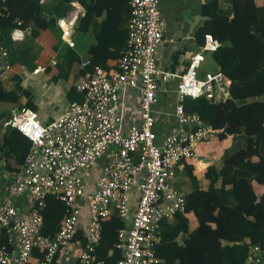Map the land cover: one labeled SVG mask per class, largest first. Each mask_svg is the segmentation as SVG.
<instances>
[{"label": "built area", "instance_id": "obj_1", "mask_svg": "<svg viewBox=\"0 0 264 264\" xmlns=\"http://www.w3.org/2000/svg\"><path fill=\"white\" fill-rule=\"evenodd\" d=\"M126 3L129 11L126 39L115 68L92 66L91 71L74 83L81 100L70 101L49 122H39L36 114L23 105L12 107L9 117L2 121V126L15 128L30 143L23 164L13 172L9 193H26L33 203L25 215L11 205L0 206V233L3 231L7 243L12 245L9 249L0 243V264H30L34 248L42 251L35 264H53L56 251L71 240L85 192L83 175L100 158L103 164L89 196L84 242L74 264L93 263L100 223L112 212L120 219L129 218V226L116 234V247L122 250L116 264H155L153 248L158 240L159 220L185 212L184 198L170 184V177L175 166L183 161L193 160L201 169L204 164L197 157L195 147L213 137L217 130L196 113L185 111L182 100L202 96L213 102L223 101L229 96L230 81L217 71L199 77L203 54L191 55L177 76L173 107L177 128L156 143L152 105L160 79L173 76L158 70L155 63L164 21L158 11V0H126ZM4 15V9H0V17ZM16 31L9 33L11 39H21V32L16 35ZM217 46V40L210 34L203 35L202 52H211ZM7 57L0 38V60ZM88 64V60L81 63ZM8 68L7 61L1 63L0 71ZM130 88L138 92L139 121L124 127L120 94ZM133 185L138 195L130 212L128 202ZM47 194L64 205L59 226L52 236L42 233L40 211ZM249 251L254 255V263L261 264L255 255L258 248L252 246Z\"/></svg>", "mask_w": 264, "mask_h": 264}, {"label": "trees", "instance_id": "obj_2", "mask_svg": "<svg viewBox=\"0 0 264 264\" xmlns=\"http://www.w3.org/2000/svg\"><path fill=\"white\" fill-rule=\"evenodd\" d=\"M56 1L67 3L70 0ZM120 1L119 8H112L92 31L95 40L88 47V71L94 65L107 68L105 60H116L120 55L126 39L122 21L128 13L126 0ZM82 6L85 11L78 19L76 30L86 33L96 16L91 0H82ZM20 7L15 0H0V9L6 10L0 17V38L8 52L9 67L14 63L28 66L33 59L30 42L16 45L9 37L13 28L24 26L21 18H15L14 12ZM200 15L204 19L195 30L194 42L202 45L206 33L217 40L218 46L211 51V58L217 72L230 81L229 96L218 102L202 96L185 97L182 107L217 130L213 137L198 144L221 142V152L217 165L210 162L199 173L207 182L205 188L198 186L195 169L192 173L187 171V175L181 174L184 181L188 180L189 188L186 181L172 183L173 176L170 178V184L184 198L185 212L159 220L158 240L153 248L155 264H255L254 255L249 251L252 246L258 248L255 255L264 264V4H257L255 0H205L200 6ZM47 24L55 38V47L56 41H61L59 29L53 20ZM37 34V30H30V40ZM70 56L68 66L77 60L71 51ZM3 73L9 75L8 71ZM6 77L12 88H5L6 78L0 76V101L6 105L0 110V159L16 171L23 164L30 143L15 128L2 126V121L9 117V107L23 105L31 109L33 104L18 74ZM68 93H74L71 100L82 98L74 87H70ZM44 202L40 211L42 233L52 236L64 205L50 194L45 196ZM191 219L195 222L193 226ZM120 226L121 221L114 214L107 221H101L92 264H116L122 257V250L116 247ZM75 237L82 246L84 232L82 235L81 231L74 230L71 240ZM3 242L5 244L2 236L0 243ZM33 250L41 257L39 248Z\"/></svg>", "mask_w": 264, "mask_h": 264}, {"label": "crops", "instance_id": "obj_3", "mask_svg": "<svg viewBox=\"0 0 264 264\" xmlns=\"http://www.w3.org/2000/svg\"><path fill=\"white\" fill-rule=\"evenodd\" d=\"M205 0H158V11L164 21V30L161 41L156 49L155 63L158 70L171 73V78L160 79L159 87L156 91V100L152 105L153 131L155 133V142H159L164 136L174 132L177 128L176 120L173 116V107L175 103V87L178 77L185 69L189 57L195 53L201 52V45L194 42V33L197 26L202 22L200 15V6ZM20 4V8L15 11L16 19L21 18L23 27L13 28L16 35L22 34L21 39H11L14 44L21 42H30L31 52L33 54L32 63L26 66H19L18 63L10 65L7 70L0 72L2 79H5V88H12L11 82L6 76L12 73L18 74L21 78V85L25 86L31 95V110L36 114V118L41 123H46L56 118L64 111L69 104L74 93H68L70 87L85 72L88 66H82L83 61L89 60L88 47L94 43V34L99 20L105 18L110 10L119 8L120 0H91V9L95 20L91 22L88 31L79 32L76 30L78 19L83 16L85 8L82 6V0H70L67 3L57 2L56 0H38L36 4H31L27 0H15ZM257 4H264V0H255ZM5 14L6 10L4 9ZM129 11L124 15L122 26L126 30V22ZM20 20V19H19ZM54 21L59 29L61 41H56L53 37L47 22ZM66 27V28H64ZM38 31L37 36L30 40V30ZM66 31V32H65ZM126 38V37H125ZM125 42V41H124ZM70 51L76 55L77 60L68 66V60L71 57ZM121 51V50H120ZM210 54L211 52H207ZM206 58V53L203 61ZM212 60V58H211ZM6 60H0V65ZM116 60H105L104 69L115 68ZM201 62V64L203 63ZM213 61V60H212ZM200 64V65H201ZM216 66V65H215ZM22 70L27 73L22 74ZM8 71L9 75L3 72ZM217 71V67L216 70ZM203 77V76H202ZM8 79V80H7ZM63 79V81H62ZM75 90V88H74ZM76 91V90H75ZM77 92V91H76ZM138 92L135 89H126L120 94L123 103V126H129L138 123L137 111ZM73 101V100H71ZM76 101V100H75ZM17 106V105H16ZM14 107H9V110ZM6 108V105L0 101V110ZM197 157L204 164L201 169L193 164V160L178 163L171 175V182H185L183 175L195 169L197 172V182L200 188L206 187V180L201 178L199 173L202 172L207 164L214 162L218 164V156L221 152V142L210 141L200 143L196 147ZM103 158L106 159L104 156ZM104 159V160H105ZM102 158L97 159L90 169L84 173L83 180L85 192L80 201V211L74 230L81 231L82 235L89 220V196L94 188L95 181L100 173V167L103 164ZM99 163V164H98ZM13 170L6 166V162L0 159V206L8 204L13 206L19 214H27L32 207V198L26 193L11 194L9 186L11 183ZM187 175V174H186ZM170 177V178H171ZM187 182V188L190 184ZM172 185V184H171ZM138 195L137 187L132 186L129 196L128 208L132 212ZM57 208L50 211L52 214ZM112 214L116 215L115 212ZM111 214V215H112ZM118 217V216H117ZM110 218L104 220L107 221ZM118 219L121 226L117 229H126L129 226V218ZM61 220V218H60ZM59 220V223H60ZM191 226L194 220L191 219ZM59 224L57 225L58 228ZM4 237L5 244L9 249L12 245L7 243L5 233L2 231L0 237ZM4 243V242H3ZM81 243L78 238H73L63 248L56 251L53 256V264H74ZM39 252L33 250L31 253L30 264H35L39 258Z\"/></svg>", "mask_w": 264, "mask_h": 264}, {"label": "rangeland", "instance_id": "obj_4", "mask_svg": "<svg viewBox=\"0 0 264 264\" xmlns=\"http://www.w3.org/2000/svg\"><path fill=\"white\" fill-rule=\"evenodd\" d=\"M260 3H264V2H260ZM205 53H206V58L198 69V76L199 77H202L205 72H216L215 71L216 70L215 63L211 60L210 54H208L207 52H205ZM205 53H204V57H205ZM27 67H29V66H26V68ZM21 72H22V74H25V73H27V70H22ZM62 81H63V79H62ZM159 84H160V82H159Z\"/></svg>", "mask_w": 264, "mask_h": 264}, {"label": "water", "instance_id": "obj_5", "mask_svg": "<svg viewBox=\"0 0 264 264\" xmlns=\"http://www.w3.org/2000/svg\"><path fill=\"white\" fill-rule=\"evenodd\" d=\"M201 18H202V19H204V17H203V16H201Z\"/></svg>", "mask_w": 264, "mask_h": 264}, {"label": "bare ground", "instance_id": "obj_6", "mask_svg": "<svg viewBox=\"0 0 264 264\" xmlns=\"http://www.w3.org/2000/svg\"><path fill=\"white\" fill-rule=\"evenodd\" d=\"M64 28H66V27H64ZM66 32V31H65Z\"/></svg>", "mask_w": 264, "mask_h": 264}]
</instances>
